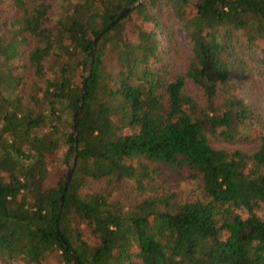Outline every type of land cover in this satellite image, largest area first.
<instances>
[{
	"label": "trees",
	"instance_id": "1",
	"mask_svg": "<svg viewBox=\"0 0 264 264\" xmlns=\"http://www.w3.org/2000/svg\"><path fill=\"white\" fill-rule=\"evenodd\" d=\"M0 263L264 264V0H0Z\"/></svg>",
	"mask_w": 264,
	"mask_h": 264
},
{
	"label": "rangeland",
	"instance_id": "2",
	"mask_svg": "<svg viewBox=\"0 0 264 264\" xmlns=\"http://www.w3.org/2000/svg\"><path fill=\"white\" fill-rule=\"evenodd\" d=\"M165 15L167 16V14H165ZM166 19H168V16H167ZM172 25L175 26V34H176V37H177V40L179 42L180 47L183 49L182 50L183 51V54H187L188 51H189V47L187 46L188 39H187L186 35L181 31V29L178 26H176L175 24H172ZM160 35L162 37L163 34H160ZM253 63H256L257 65L260 63L258 57H256V60L253 61ZM252 70H253V77L256 80H259L260 77L257 74V67H256V65H252ZM220 146L221 145H217L216 147H220Z\"/></svg>",
	"mask_w": 264,
	"mask_h": 264
},
{
	"label": "water",
	"instance_id": "3",
	"mask_svg": "<svg viewBox=\"0 0 264 264\" xmlns=\"http://www.w3.org/2000/svg\"><path fill=\"white\" fill-rule=\"evenodd\" d=\"M137 4H139V3H137ZM135 6H136V5H133V6H130V7L126 8L125 10H123V11L120 13V15H119L118 18H121V17H122L127 11L133 9ZM112 25H113V23L110 24V27H111ZM96 40H97V39H96ZM96 40H95V42H96ZM84 69H85V65H84ZM84 82H86V78L84 79ZM84 92H85V85H83V88H82L81 100L83 99ZM81 106H82V102H81V105L79 106V110L81 109ZM79 110H78V111L75 113V115H74V119H73V125H74V127L76 126V117H77V114H78ZM73 169H74V162H73L72 166L68 169L67 177H66V180H65V189H66V187H67V185H68V183H69V181H70V178H71V176H72Z\"/></svg>",
	"mask_w": 264,
	"mask_h": 264
}]
</instances>
